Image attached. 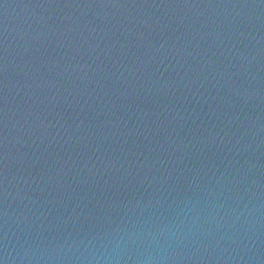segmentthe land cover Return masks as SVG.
I'll return each mask as SVG.
<instances>
[{
    "label": "water",
    "instance_id": "95a60500",
    "mask_svg": "<svg viewBox=\"0 0 264 264\" xmlns=\"http://www.w3.org/2000/svg\"><path fill=\"white\" fill-rule=\"evenodd\" d=\"M120 0H0V167L68 64Z\"/></svg>",
    "mask_w": 264,
    "mask_h": 264
}]
</instances>
